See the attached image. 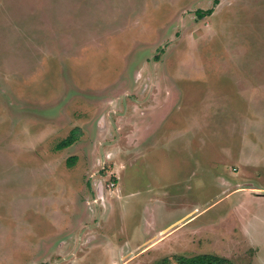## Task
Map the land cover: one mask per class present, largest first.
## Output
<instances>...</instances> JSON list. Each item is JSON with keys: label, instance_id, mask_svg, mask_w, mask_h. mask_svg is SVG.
<instances>
[{"label": "rangeland", "instance_id": "1", "mask_svg": "<svg viewBox=\"0 0 264 264\" xmlns=\"http://www.w3.org/2000/svg\"><path fill=\"white\" fill-rule=\"evenodd\" d=\"M218 176L264 189V0H0V264H111L196 203L131 264L264 260Z\"/></svg>", "mask_w": 264, "mask_h": 264}, {"label": "crops", "instance_id": "2", "mask_svg": "<svg viewBox=\"0 0 264 264\" xmlns=\"http://www.w3.org/2000/svg\"><path fill=\"white\" fill-rule=\"evenodd\" d=\"M154 125L152 122L149 123V125ZM147 136V135H146ZM147 138V137H146ZM237 167H234L232 169L233 173L237 171ZM216 183H221L223 186H227L228 182L224 179H221V176H218L216 179ZM228 192V193H227ZM238 192H243L248 195H254L256 197H264V189L262 187H259L257 185H253L250 182H244L240 183L238 182L236 185L230 184L228 185V188L226 190V196L231 198L233 194H236ZM153 195H155V192H152ZM157 196H161V194H156ZM155 195V196H156ZM158 204H160V200L157 201ZM145 204H148V201L145 202ZM215 203H210L209 205L203 206L202 208L199 207L198 203H196L194 206L191 207L189 211L184 212L182 215L178 214L177 219H175L171 224L163 227L160 230H155V232L152 235H148L147 233L143 235V243L142 245L137 248L132 249L131 245L127 243L125 245V248L122 249L121 254L119 255L118 261L112 262L111 264H131L141 256L146 255L149 251L155 249L158 245H160L162 242H164L169 236H172L173 233L180 230L184 226H186L188 223L192 222L197 218V216L206 213ZM176 205V204H175ZM171 207H174V203L170 204ZM241 206V203L238 204V209ZM147 208V207H146ZM146 210V209H145ZM149 210L150 207H148V213H147V221L146 224H150V218L149 217ZM238 214V213H237ZM176 228L171 234H169V229ZM168 233V234H167ZM255 250V248H253ZM259 251L255 250V254H257L254 259V264H264V260L259 259ZM74 254V253H73ZM72 258H75L73 255ZM258 262H256V261Z\"/></svg>", "mask_w": 264, "mask_h": 264}, {"label": "trees", "instance_id": "3", "mask_svg": "<svg viewBox=\"0 0 264 264\" xmlns=\"http://www.w3.org/2000/svg\"><path fill=\"white\" fill-rule=\"evenodd\" d=\"M212 13H213L212 10H208L206 12L201 13L200 15L208 16V15H211ZM77 138L78 137L75 136V134H72L66 140L61 142L58 145L57 149L63 150V149L71 147L78 140ZM68 161L75 162L76 158L75 157L70 158ZM71 165L72 164H69V166ZM71 167H73V165ZM175 261H176V264H233L230 260L226 258H222L219 256L210 255V254L198 255L194 257H177L175 258Z\"/></svg>", "mask_w": 264, "mask_h": 264}]
</instances>
